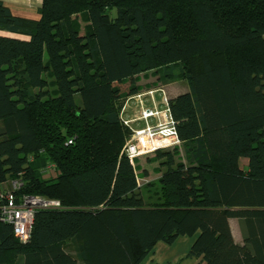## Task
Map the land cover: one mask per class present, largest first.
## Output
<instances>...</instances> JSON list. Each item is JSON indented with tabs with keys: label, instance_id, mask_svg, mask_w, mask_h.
I'll return each mask as SVG.
<instances>
[{
	"label": "trees",
	"instance_id": "trees-1",
	"mask_svg": "<svg viewBox=\"0 0 264 264\" xmlns=\"http://www.w3.org/2000/svg\"><path fill=\"white\" fill-rule=\"evenodd\" d=\"M37 12L0 0V32L22 36L0 34V184L60 206L35 212L25 242L0 217V264H140L179 236H195L189 259L264 264V0H42ZM151 69L150 86L185 82L169 98L181 144L139 184L119 111Z\"/></svg>",
	"mask_w": 264,
	"mask_h": 264
},
{
	"label": "built area",
	"instance_id": "built-area-1",
	"mask_svg": "<svg viewBox=\"0 0 264 264\" xmlns=\"http://www.w3.org/2000/svg\"><path fill=\"white\" fill-rule=\"evenodd\" d=\"M120 118L129 129L121 153L130 160L180 145L169 106V93L163 86L130 95L121 106ZM20 185V181L14 180L8 190L0 192V217L10 223L14 235L25 242L30 237L36 210L56 208L60 203L40 196L18 197L15 191Z\"/></svg>",
	"mask_w": 264,
	"mask_h": 264
},
{
	"label": "crops",
	"instance_id": "crops-1",
	"mask_svg": "<svg viewBox=\"0 0 264 264\" xmlns=\"http://www.w3.org/2000/svg\"><path fill=\"white\" fill-rule=\"evenodd\" d=\"M1 1L9 6L12 14L15 16L32 18V19L39 18V14L37 10L41 5L42 0H1ZM184 90L185 88L182 91ZM175 94L176 93L170 94V96H173ZM245 165H246L245 161L242 160L241 166L245 167ZM9 187H10L9 182L1 183L0 192L7 190ZM194 238L195 236L194 237L179 236L172 244H166L162 241H158L150 250V252L146 255V257L142 260V262H140V264H150V263L207 264L205 261L201 259H189L185 257Z\"/></svg>",
	"mask_w": 264,
	"mask_h": 264
},
{
	"label": "rangeland",
	"instance_id": "rangeland-1",
	"mask_svg": "<svg viewBox=\"0 0 264 264\" xmlns=\"http://www.w3.org/2000/svg\"><path fill=\"white\" fill-rule=\"evenodd\" d=\"M183 81L184 80L181 79L180 80L172 79L171 81L167 82L169 85H167L166 87L168 88L169 95L173 93L178 94L179 92H181L185 88V82ZM129 84H130V80L126 79L125 81L116 85L120 89V91L123 92V91H129ZM158 160L159 158L154 153L148 156H142L135 159L134 164L136 165L135 168H136L139 184H144L147 182V180H152L155 177L159 176L158 172L160 171V169L158 166L159 165ZM39 209H49V208H39ZM228 223L230 225L231 232L234 235V240L236 242L241 243L243 241L242 239L243 236L238 221L236 220V218H229Z\"/></svg>",
	"mask_w": 264,
	"mask_h": 264
},
{
	"label": "bare ground",
	"instance_id": "bare-ground-1",
	"mask_svg": "<svg viewBox=\"0 0 264 264\" xmlns=\"http://www.w3.org/2000/svg\"><path fill=\"white\" fill-rule=\"evenodd\" d=\"M0 34L2 35H9V36H15V37H22L20 35H17V34H12V33H9V32H0ZM159 77V75L156 73L155 69H151V70H147L145 72H141L139 73L136 78L134 79V91L133 92H130L128 93L125 98L123 99L122 101V105L123 103L125 102V100L132 94L134 93H137V92H141V91H144V90H148V89H151V88H156V87H159V86H163L167 92H168V89H167V84H156V85H149L153 80H157ZM153 78V79H152ZM152 79V80H151Z\"/></svg>",
	"mask_w": 264,
	"mask_h": 264
},
{
	"label": "clouds",
	"instance_id": "clouds-1",
	"mask_svg": "<svg viewBox=\"0 0 264 264\" xmlns=\"http://www.w3.org/2000/svg\"><path fill=\"white\" fill-rule=\"evenodd\" d=\"M169 98H170V95H169ZM121 106H122V105H121ZM120 109H121V108H120ZM119 115H120V111H119ZM122 123H123V122H122ZM128 130H129V129H128ZM128 135H129V134H128ZM127 137H128V136H127ZM180 144H181V140H180ZM179 146H180V145H179ZM179 146H177V147H179ZM171 148H172V147H171ZM165 149H168V148H165ZM165 149H159V150H165ZM159 150H157V151H159ZM157 151H156V152H157ZM156 152H155V153H156ZM155 153H154V154H155ZM152 154H153V153H152ZM144 156H148V155H144ZM140 157H142V156H140ZM137 158H139V157H137ZM135 159H136V158H135ZM135 159H133V160H130V159H129V160L133 162V161H135ZM9 183H11V182H9ZM8 189H9V188H8ZM8 189H7V190H8ZM4 191H6V190H4ZM1 192H3V191H1ZM32 196H34V195H32ZM40 197H41V196H40ZM47 199H48V198H47Z\"/></svg>",
	"mask_w": 264,
	"mask_h": 264
}]
</instances>
